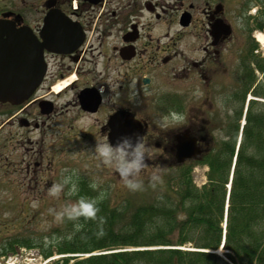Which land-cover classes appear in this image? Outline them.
Wrapping results in <instances>:
<instances>
[{
    "label": "flooded vegetation",
    "instance_id": "1",
    "mask_svg": "<svg viewBox=\"0 0 264 264\" xmlns=\"http://www.w3.org/2000/svg\"><path fill=\"white\" fill-rule=\"evenodd\" d=\"M217 3L222 4L216 0L203 4ZM0 4V17L8 13L17 25H28L40 40L44 14L58 9L65 15L55 17L51 26L50 36L63 42L54 41L50 44L52 50H44L45 74L41 82L23 104H0L6 108L0 113V128L7 123L23 130L53 126L59 130L56 134L71 135L82 131L75 121L89 118L93 124L87 130L107 137L112 130L110 118H125L129 113L143 123V135H162L172 128L151 125L150 121L164 111V72L173 69L188 74L196 69L198 77L203 78L210 63L217 64L213 60L220 55L221 60L227 49L226 35H211V25L218 19L227 22L224 11L217 5L196 16L193 0H0ZM239 4H245L239 16L248 15L255 4L256 14L248 17L260 21L253 30H264V0H240ZM165 12L172 16L165 18ZM164 26L166 30L172 26L173 32L164 33ZM253 30L248 32L250 37L254 36ZM195 35L205 40L201 55L196 54ZM164 37L172 50L174 47L171 54V50H165L169 47L168 43L163 45ZM235 61L234 72L246 69L241 59ZM173 91L181 95L180 108H186L182 119L185 126L177 132L207 135L203 128L192 129L193 122L187 120L189 87ZM56 121L58 125H53ZM5 136L0 134V142L9 147L12 142L8 144ZM30 152L28 158H23L27 163L22 161L27 172L37 151L33 148Z\"/></svg>",
    "mask_w": 264,
    "mask_h": 264
},
{
    "label": "rangeland",
    "instance_id": "2",
    "mask_svg": "<svg viewBox=\"0 0 264 264\" xmlns=\"http://www.w3.org/2000/svg\"><path fill=\"white\" fill-rule=\"evenodd\" d=\"M196 5V16L201 17V11L208 7L214 9L215 4H203L204 2H214V0H193ZM222 2L221 9L224 11L227 22L231 25L232 31L227 37V49L221 57H215L217 64L213 62L209 65V70L205 77H198V71L185 74L168 70L164 72L163 91L171 92L175 89L186 90L190 98L187 105L190 118H192V129L203 128L208 135L206 138L211 145L215 138H223L234 119L231 116V106H238L235 99H228V94L237 87L241 74L234 72L232 67L237 59L245 57L248 47L252 43L257 44V49L253 51L256 57L264 59L263 45L255 37H249L246 29L251 23L244 18H240L239 9L241 4L237 0H216ZM3 4H0V7ZM12 6V4H8ZM36 7L39 4H34ZM165 5V4H164ZM222 11V14H223ZM249 15H255V8L249 9ZM171 17L172 13L165 12L163 15ZM198 23V22H197ZM197 23L195 25H197ZM251 28V27H250ZM164 33H172L170 26ZM255 35L263 34L264 31L253 30ZM197 35V34H196ZM195 35L196 54H203L201 45L205 40L197 39ZM264 35V34H263ZM168 37V36H167ZM169 41L164 37L165 46ZM200 45V46H199ZM262 45V46H261ZM216 49L219 46H215ZM200 49V53H197ZM258 50V51H257ZM165 51V52H166ZM257 51V52H256ZM195 54V55H196ZM172 71V72H171ZM256 80L251 90L257 85L258 91L264 94V77L261 73L255 72ZM263 82L261 83V81ZM260 82V83H259ZM206 83V84H205ZM193 85V86H192ZM183 86V88H182ZM172 87V88H171ZM203 87V89H202ZM181 95H175L173 100H177ZM264 101V96L256 97L252 92L246 94V99ZM166 99H170L166 97ZM169 109V108H168ZM6 110L0 106V113ZM175 112H163L161 117L150 121L151 125H167V130L162 135L154 136L150 133L144 135L141 140L145 152L144 166L138 172L129 173L128 179L142 182L140 188L129 189L122 181L114 165H106L99 158L95 151L96 145L107 142L106 138L99 132L92 133L87 128L93 124L89 118H81L75 124L82 131L71 135L56 134L59 130L53 126L49 128H37L23 130L22 127L7 123L0 128V134L6 135L5 139L11 146L0 142V264H72L70 255H58L54 251L52 256L45 258L43 252L48 247L54 246L58 236L53 228L58 227L62 216L57 222L55 214L64 206L74 204L73 195L78 193V183L84 181L95 185V187L84 184L83 191L92 193L93 198L107 200L113 206H120L132 209L135 205L150 201L160 190L166 189L164 186L166 174L173 171L174 154L172 150L173 135L181 126H185L182 119L173 117ZM172 116V117H170ZM1 119V116H0ZM5 119V118H4ZM58 121L53 125H58ZM55 131V132H54ZM73 140H76L75 142ZM33 141L34 145L31 144ZM158 143V145H156ZM4 145L3 148L1 146ZM202 147L204 144L200 143ZM33 148L37 151L34 160L29 164V171H26L22 161L28 158L27 153ZM29 155H32L30 152ZM130 151L127 159H132ZM172 167V169L170 168ZM159 169L161 179L154 181L153 172ZM207 167L203 163H198L193 170L194 179L202 183L205 179ZM70 177L65 183L59 196L53 197L48 194V188L55 182H60L64 177ZM72 184H75L77 191L71 192ZM36 202V206H33ZM51 209V211H48ZM64 228V227H63ZM67 229V228H64ZM188 249V245L184 247ZM139 249L129 246L117 248L109 251ZM105 250L104 252H109ZM102 251V253H104ZM218 253H223L218 250ZM73 256V255H71ZM81 257H86L84 254ZM68 258V259H67Z\"/></svg>",
    "mask_w": 264,
    "mask_h": 264
},
{
    "label": "trees",
    "instance_id": "3",
    "mask_svg": "<svg viewBox=\"0 0 264 264\" xmlns=\"http://www.w3.org/2000/svg\"><path fill=\"white\" fill-rule=\"evenodd\" d=\"M254 61L263 78L264 60ZM255 80L250 69L235 89L240 107L229 127L232 131L216 139L199 161L208 167L203 184L195 183V162L191 161L174 166L166 174V189L132 209L96 199V217L62 219L53 228L56 243L43 256L53 251L92 253L125 246H161L69 257L72 264H264V101L249 100L235 152L246 93L264 96L257 85L251 90ZM83 187L78 185L77 199L92 196ZM222 239L223 253L219 254L215 250Z\"/></svg>",
    "mask_w": 264,
    "mask_h": 264
},
{
    "label": "water",
    "instance_id": "4",
    "mask_svg": "<svg viewBox=\"0 0 264 264\" xmlns=\"http://www.w3.org/2000/svg\"><path fill=\"white\" fill-rule=\"evenodd\" d=\"M59 14L56 10L46 13L44 27L40 33L43 42L38 41L29 27L25 25L17 27L12 20L0 18L1 102L20 103L36 87L44 71L43 49L50 48L51 26ZM225 31L226 34L229 33L228 29ZM127 117L114 115L110 118L112 130L108 136L109 142L116 143L122 135L129 136L133 144L137 139L141 142V127L132 116ZM174 140V157L177 163L200 152L195 137L186 132L177 134Z\"/></svg>",
    "mask_w": 264,
    "mask_h": 264
},
{
    "label": "clouds",
    "instance_id": "5",
    "mask_svg": "<svg viewBox=\"0 0 264 264\" xmlns=\"http://www.w3.org/2000/svg\"><path fill=\"white\" fill-rule=\"evenodd\" d=\"M98 91H101V89H98ZM104 98L107 100L105 96ZM161 127H167V125L162 124ZM137 136H139V134H137ZM95 151L104 164L114 165L115 170L119 173L123 184L127 188L135 189L141 187L142 182L128 179L130 172H138L140 168L144 166L145 152L139 139L133 144L129 136L122 135L116 143L103 142L97 144ZM130 151L132 152L133 158L129 160L127 156ZM69 179L70 177L66 176L62 181L53 183L48 188V194L53 197L59 196L61 189L65 183H68ZM152 179L154 181H159L161 179L159 169L153 172ZM92 186L95 187V185ZM76 191V185L72 184L71 192L75 193ZM33 206H36V202H33ZM48 211H51V209ZM98 211L99 208L95 198L80 196L74 204L66 205L60 211H57L54 218L57 222L61 216H67L69 219L80 216L95 218ZM77 227H79V225H77Z\"/></svg>",
    "mask_w": 264,
    "mask_h": 264
},
{
    "label": "bare ground",
    "instance_id": "6",
    "mask_svg": "<svg viewBox=\"0 0 264 264\" xmlns=\"http://www.w3.org/2000/svg\"><path fill=\"white\" fill-rule=\"evenodd\" d=\"M222 33H223L222 31H219V32H217L216 35L219 36ZM257 40L264 47V35L263 34L257 35ZM56 89H59V87H57ZM230 106H231V109L228 110V111H232L230 115L233 116V119H234L235 118V113L239 109L240 106H234V105H233V107H232V105H230ZM187 109H188V112H189V108L188 107H187ZM246 110H247L246 107H242L241 108V115H240L239 121L244 117V115L246 113ZM185 111H186V108H180V107H172V108H169V109L165 110V112H167V115L169 113L171 114V113L175 112L176 115H174L173 117H177L178 116L177 119H184ZM170 117H172V116H170ZM187 120H190V121L193 120L192 118H190V113H189V116L187 117ZM231 131H232V129L228 128L227 132H231ZM241 131H242L241 128H239L237 130V136H239V137L241 136ZM185 159L183 161H185ZM182 162H180V163H182ZM133 247H137L139 249H144V248H151V249H153V248H157V247H161V246H133ZM84 254H87V252L86 253H69V255H73V256H83Z\"/></svg>",
    "mask_w": 264,
    "mask_h": 264
}]
</instances>
